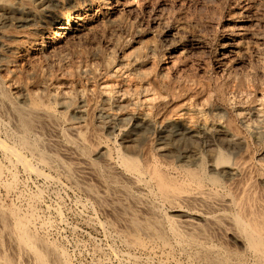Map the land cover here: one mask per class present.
<instances>
[{
	"label": "bare ground",
	"instance_id": "obj_1",
	"mask_svg": "<svg viewBox=\"0 0 264 264\" xmlns=\"http://www.w3.org/2000/svg\"><path fill=\"white\" fill-rule=\"evenodd\" d=\"M256 4L241 0L216 43L191 31L203 22L183 17L169 28L174 44L166 53L113 58L108 46L91 66L67 61L56 76H30L32 57H53L97 24L117 26L126 12L146 11L159 25L166 3L0 0V25L9 27L0 34V111L16 128L0 137V154L43 179L44 167L63 170L114 215L113 226L135 247L177 246L195 264H264V88L254 89L264 83V34L255 27ZM144 22L139 16L131 24L130 43L142 44ZM195 48L208 59L195 62ZM76 85L83 87L78 94ZM46 131L50 141L42 138ZM33 223L21 208L0 204V264H72Z\"/></svg>",
	"mask_w": 264,
	"mask_h": 264
},
{
	"label": "rangeland",
	"instance_id": "obj_2",
	"mask_svg": "<svg viewBox=\"0 0 264 264\" xmlns=\"http://www.w3.org/2000/svg\"><path fill=\"white\" fill-rule=\"evenodd\" d=\"M79 1L84 2V0H79ZM163 1L166 3L165 11H164L166 13L163 14V16L165 17L162 18V21L159 25L152 23L153 16H150V13L146 11L139 12L138 14L134 12H126L122 14V18H121L122 21L119 22L117 26L97 24V26H95L89 31L90 34L88 36L83 37L81 39H75V40L71 39L68 46L63 48V49H67V48L68 49L67 50L61 49L59 53L54 55L53 57H42V56L32 57L31 61H33L32 62L33 68L27 66V73L31 76V74L34 71L39 70V72H45L48 75H50L51 73L52 76H56L57 73L58 74L60 73L59 72L60 64H62L63 62H67V61H74L75 63H78L81 61L80 63L83 67H85V65H88V64L91 66V64H94L96 62V61H93V54H96V55L101 54L103 50L108 52L107 50H109V48L110 50H113L116 53V54L115 53L113 54L114 55L112 56L113 58H118L121 56L134 57L139 53L148 54L149 56L150 55L154 56V54H158L160 52L166 53L168 52V49L171 48V46L174 44L173 39H172L173 36L168 33L169 28L173 27L174 25L177 26L179 22L184 21V18L191 19L193 21H200L201 23L203 22L201 28H195L191 31H193L197 36L205 37V39L208 40L210 44L216 43L219 40L220 35L223 33V29L231 25L229 21L230 13L236 10L237 6L241 4V0H238L237 2L235 0H208V1L207 0H185V1L180 2L181 1L180 0L176 2L175 4L171 0H163ZM255 2L258 4L254 6V8L256 9V13H257V20L255 21V27L259 28V30L264 34V0H255ZM59 5L63 6V4L61 3ZM139 16L144 17L145 19L144 24L139 26V28L146 30L148 34L145 35L142 44L141 43L133 44L134 43L133 42V39H134L133 31L135 30V27H131V24L137 23V19ZM7 25H8L7 22H5L3 25H0V34L1 32H5V30L9 28L7 27ZM1 26L2 27L4 26V27L2 28ZM111 26L113 27L111 28ZM120 29H122L123 31ZM152 31L155 33L156 38H152L149 35V32H152ZM128 40L133 43H130ZM192 52H195V53H191V56L193 57L192 59H194L195 62L208 59V54H207L208 52H206L205 49L203 50V49L195 48L194 50H192ZM45 58L46 60H44ZM56 69L58 71H55ZM104 77H105L104 75H101L99 78H104ZM242 82L246 83V80L242 78ZM257 83L258 84H256L254 89L256 91H259V90L261 91V89L264 88V83H262V80L261 81L259 80V82ZM83 85H85V82ZM75 89H73L74 94H78V91H80L81 89L83 90V87L81 85L79 86L76 85ZM1 112L2 111H0V125H1L0 134L1 133L2 134L0 135V137L3 135L2 136L3 138L1 137V139H5L4 137H6L5 140H7L8 134L12 131H15L16 128L14 129L15 125H14L13 118L5 112H2L3 114L1 116ZM6 115L7 117H5ZM9 126L10 128H8ZM4 127L7 130H5ZM47 133L48 131L42 134V138H44L46 141H50V133L48 134ZM52 139H54V137ZM201 149H204V147L201 146ZM45 150L48 151V149H45ZM206 150H208L207 147H206ZM0 153L3 154L1 150H0ZM1 154H0V158L1 156L2 158H1L0 163L2 164H0V168H1L0 169V175H1L0 176V204L5 209H8V208L12 209L14 207L19 208V209L21 208V211L24 214V216L32 218V222H34L32 226L34 225L35 231L38 230L36 231V233L37 232L40 233L38 235L44 238L45 240L47 237V240H46L47 242L58 245L60 249L65 251L68 259L70 258L69 260H71L70 263L72 264H95V263L98 264L99 262V264H113L114 262L116 264H126V263L127 264H156L159 260L157 264H164V263L165 264H168V263L170 264H175V263L176 264H183V263L184 264H189V263L195 264V263H191L190 259L188 258L187 253L177 246L174 249L173 248L164 249L160 244H155L154 245L155 247L154 246L152 247L154 252H152V249L151 250H147L143 248L140 249L137 246L135 247V245L128 243L124 238H122L121 230L113 226L114 221L112 220H115L114 215L107 213L108 211H106L104 208L102 209L103 205L102 206L99 205L100 203L97 204V202L93 200L94 198L89 196L90 194L87 191H85L84 189L82 190V188L77 186L76 184L75 186L74 183L72 182L69 183L70 181H68V179H65L67 177L63 170L57 169V168L55 169L52 167H44L43 170L45 173H47L48 178L43 179L44 177H40L37 175L34 176V174L29 175V173L23 171V168L18 165L15 166V165L10 164L7 158L5 159L4 155H1ZM8 169H11L12 172ZM14 172H16L17 174H15ZM12 173L14 174V176L12 175ZM61 174L64 176H62ZM8 175H12V176H8ZM49 177L51 180L49 179ZM18 178L20 179V181H18L19 180ZM52 178H53V181H52ZM94 180L95 179H92L91 183L96 184L97 182L96 183L93 182ZM1 181L2 182L5 181V183L6 182L8 183L10 181V183L5 184V183H2ZM12 181L16 182L15 183L16 187L14 186V182ZM22 181H23V184H22ZM60 182L61 184L59 185ZM11 184H13L15 189L10 188ZM96 186L100 191H102L101 190L102 188L100 187L99 184H96ZM14 192L15 193L17 192V193L15 194ZM38 193H41L42 195L40 194L38 195ZM19 194L20 196H17ZM6 205H7V208H6ZM23 205L24 206L28 205V206L23 207ZM104 212H106V214ZM37 218L40 220H37ZM97 222L98 223L100 222L99 225ZM101 222L104 225L103 224L101 225ZM111 222H112V225H110ZM109 226L111 227V230H108L110 228ZM41 231L44 234H42ZM215 238L218 241L215 240ZM213 240L219 244L222 243L224 246L227 245L226 247L229 249L236 248V246H234L232 242L231 244L229 243L230 242L229 238L227 240V239L216 236V237H213ZM224 242H226V244ZM125 243L126 244L128 243V244L126 245ZM129 246H132L133 248L130 247L131 249H128ZM159 246L160 248H158ZM177 251L178 253L179 252L180 253L178 254ZM129 252H131L132 254L131 253L129 254ZM160 253H162V255ZM143 255H145V257ZM165 256L167 258H165ZM148 257H150V259L152 258L151 259L152 261H149ZM186 258H188L189 260ZM168 259H171V260L169 261ZM140 260L142 261L140 262ZM147 260L149 263L147 262ZM133 261H135V263ZM197 264H200V263H197Z\"/></svg>",
	"mask_w": 264,
	"mask_h": 264
}]
</instances>
